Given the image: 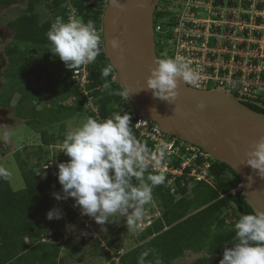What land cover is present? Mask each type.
I'll return each instance as SVG.
<instances>
[{"label":"trees","instance_id":"1","mask_svg":"<svg viewBox=\"0 0 264 264\" xmlns=\"http://www.w3.org/2000/svg\"><path fill=\"white\" fill-rule=\"evenodd\" d=\"M14 1L0 0V10ZM106 1L25 0L26 5L21 13L7 23L13 35L11 42L3 49V55L0 54V106H10L16 97L15 116L23 118L28 126L39 133L41 143L29 151L23 148L24 158L19 151L14 154L23 179V189L14 191L7 178H0V264L60 263L63 242L59 239L64 231L63 222L73 221L75 215L65 200H56L52 195L61 192L56 176L58 168L54 170L50 166L42 175H38L36 170L42 169L43 164L50 160L62 163L69 159L60 151L65 135L64 122L68 118L80 112L93 116L84 109L85 96L71 80L70 73L53 82L49 78H42L48 73L47 66H65L59 57L49 51L46 33L57 16L66 17L68 4L75 8L80 20H93L97 28L102 25ZM165 1L159 0L154 21L166 17L169 21L164 24L168 26L172 25L175 14H165L169 3ZM40 4H44L51 13L49 19L40 20L36 11ZM156 41L160 44V41ZM100 47L101 53L95 63L88 64L90 83L87 89L96 98L100 116L107 118L130 103L116 94L123 88L117 80H111L114 69L109 77L101 76L103 68L109 64L102 36ZM30 77H34L37 85H30ZM42 79L43 83L39 84ZM105 83L109 85L108 90L104 89ZM7 90L10 92L5 96ZM24 92L26 96H23ZM70 98L74 102L65 103ZM242 98L248 108L264 114L263 96ZM23 103H28L25 110L21 106ZM39 104L43 107L37 109ZM56 124L57 131L48 132L47 128ZM52 145L58 148L55 153L48 148ZM210 174L212 184L197 182L190 187H182L175 182V194H171L164 184L154 187L152 196L161 214L137 235L136 246L121 254V238L116 236L104 240V245L112 247L114 256L119 257L117 264H137L140 253L149 248L155 250L154 255H158L163 264H171L186 251L203 254L190 264H219L224 249L232 246L235 235L232 226L241 215L253 210L241 191L232 193L240 181L229 166L213 161ZM52 208L61 211L60 219L46 218V213ZM229 213L233 215V220H228ZM46 229H50L52 240L42 242L40 239L46 237ZM24 236L32 238V242L27 244ZM85 240L83 237L81 240L70 238L64 243V253L72 257ZM94 242L95 246H100L99 242ZM148 259H152V256Z\"/></svg>","mask_w":264,"mask_h":264},{"label":"clouds","instance_id":"2","mask_svg":"<svg viewBox=\"0 0 264 264\" xmlns=\"http://www.w3.org/2000/svg\"><path fill=\"white\" fill-rule=\"evenodd\" d=\"M110 2L117 9L123 8L120 0ZM46 36L49 51L69 69L93 64L101 53V36L93 20L70 18L65 21L57 16ZM108 43L114 50L120 47L116 38ZM112 71L113 66L108 64L101 76L107 78ZM178 78L192 84L199 79V73L182 56L158 58L155 67L149 69L146 88L140 90H151L153 97L169 102L178 95ZM104 89H109L107 83ZM116 94L126 100L130 95L126 87ZM204 107L203 102L197 104L199 109ZM132 124L129 113H113L105 119L88 117L68 131L60 151L69 159L58 164L56 173L61 192L52 195L56 200L73 198V207H78L81 215L93 218L99 225L118 222L123 217L127 230L135 233L138 222L144 217L145 205L152 202L153 188L166 182L164 173L150 169L162 165L171 145L162 142L153 152L137 140ZM11 135L9 130H0V142L7 143ZM244 164L250 166L256 176L264 178V136L245 153ZM8 175L7 170L0 168V178ZM248 179L251 183L252 177ZM61 215L58 208H52L46 218L60 219ZM232 230L235 233L232 246L224 249L219 264H264V212L241 215ZM71 239L80 240L73 236ZM64 247L65 244L61 246L63 252ZM154 251L151 248L142 251L137 264H163ZM150 255L152 259H148Z\"/></svg>","mask_w":264,"mask_h":264},{"label":"built area","instance_id":"3","mask_svg":"<svg viewBox=\"0 0 264 264\" xmlns=\"http://www.w3.org/2000/svg\"><path fill=\"white\" fill-rule=\"evenodd\" d=\"M106 3L107 1L105 6ZM178 3L183 7V11L175 15L172 25L165 26L164 22L168 23L169 19L164 17L154 21L153 28L155 37L156 34L163 38L171 34L168 43L174 44L173 57L182 56L199 73V79L187 85L199 90L218 86L232 92L262 94L264 0H179ZM202 7L206 9L202 11L206 12L208 17L202 18L197 15ZM67 9L65 21L77 16L72 5H68ZM96 30L98 34L102 33V25ZM70 77L85 96L83 107L87 113L97 119H105L99 114L96 98L90 95L87 89L90 83L88 65L72 69ZM111 80H117L116 73L112 75ZM117 113L130 114L137 140L146 144L153 152L162 142L171 145V151L166 155L162 165L150 169L165 174L164 187L171 194L176 192L175 182L182 187H190L197 182L212 184L210 167L215 160L206 151L163 132L156 122L139 117L131 104L124 106ZM57 163L50 160L42 166V170L45 171L50 166L56 170ZM240 190L239 183L232 193ZM65 201L75 216L73 221L63 222L64 231L59 240L64 244L73 236L80 240L83 237L89 241H100L101 234L97 233L98 224L93 218L81 215L79 208L73 207V198ZM153 201L156 202L152 199ZM160 214L156 204L145 205L144 217L137 224V227L141 228L139 232L150 226ZM50 240L51 231L46 229V237H42L40 241ZM103 246L106 248L104 242ZM62 253L64 252L61 251L60 257ZM118 261L119 257L113 255L108 264H117Z\"/></svg>","mask_w":264,"mask_h":264},{"label":"water","instance_id":"4","mask_svg":"<svg viewBox=\"0 0 264 264\" xmlns=\"http://www.w3.org/2000/svg\"><path fill=\"white\" fill-rule=\"evenodd\" d=\"M122 9L110 0L103 9L102 38L105 56L117 82L129 91V102L139 117L156 122L165 133L194 144L215 161L229 166L241 184V194L253 212H264V178L244 164L245 153L264 136V114L248 108L242 97L262 94L232 92L216 86L199 90L177 79V93L169 102L153 97L146 88L149 69L155 67L154 12L159 0H120ZM116 38L120 47L108 43ZM238 95V96H236ZM203 102V109L197 104ZM252 182L249 183V177Z\"/></svg>","mask_w":264,"mask_h":264},{"label":"rangeland","instance_id":"5","mask_svg":"<svg viewBox=\"0 0 264 264\" xmlns=\"http://www.w3.org/2000/svg\"><path fill=\"white\" fill-rule=\"evenodd\" d=\"M179 0H167L165 2H169L168 4V11L165 13L166 15L169 14V12H173L175 15L181 14L183 11V7L178 3ZM183 3V2H182ZM107 4V3H106ZM165 4V3H162ZM26 3L25 0H15L11 4H7L3 9L0 10V54L3 55V49L4 47L9 44L12 40L13 32L10 30V28L7 26V23L14 19L18 14L21 13L22 9L25 7ZM206 10L203 7L198 10L199 17L205 18L206 12L202 11ZM39 18L41 21L49 19L51 16V13L49 10L45 7L44 4H40L37 6L36 9ZM74 19L80 20L79 16H76ZM167 32V30L165 31ZM100 36H102V33H99ZM156 40L160 41L159 46V55L161 58H169L173 57L174 53V44L168 43L170 36H161L160 34H156L155 37ZM6 62V60H5ZM42 64V63H41ZM43 66H41V69ZM48 73L43 76L42 78L48 79L50 81H54L60 77H63L65 74H71V70L67 68L66 66L60 65L59 67L55 66H47ZM43 79L40 80L38 83L42 84ZM34 77H30L29 83L31 86L37 85L35 83ZM9 90L5 93V96H8ZM26 96V92L23 93V96ZM72 98V97H71ZM69 99L65 101V103L70 104L71 101L74 102V100ZM17 98H13L11 105L7 107L0 106V130H9L12 135L10 140L7 143L0 142V168H3L7 170L9 175L7 176L10 186L13 190H20L24 187L23 179L21 176V173L18 168V161L15 158L14 154L19 151L21 157H25V151L22 149L25 148L27 151L36 148L38 144L41 143L39 133H37L34 129H32L30 126H28L23 118H19L15 116V109H14V103L16 102ZM28 105V103H23L22 109L25 110V107ZM43 107V105L39 104L37 105V109H40ZM89 116L84 113H76L72 117L68 118L64 124H65V134L68 131H71L75 127L79 126V124ZM37 121V120H36ZM37 123V122H36ZM38 125V124H36ZM57 124L54 126H51L47 128L48 132H56L57 131ZM53 146V145H52ZM58 146V145H57ZM48 148L51 149L52 153H55L54 151L58 149L57 147L49 146ZM33 162L35 159L32 160ZM59 162L57 165H55V168H58ZM44 165V164H43ZM38 174H42L43 170L37 169L36 170ZM192 185V184H191ZM156 204L157 209H160L157 202H151L150 204ZM234 217L231 213L228 214V220H233ZM141 228L137 227V231L135 233L129 232L127 230L126 222L123 217L119 219L118 222H109L105 223L104 225H97V233L101 234V240L97 241L100 243L97 246H95L94 241L85 240L83 245L80 247L79 251L76 252L72 257H69L66 253H62L60 257V263L59 264H108L111 257L115 254V251L112 247H104L103 242L105 239L109 237H119L121 238L122 246L119 252L122 254L125 251L133 248L136 246L137 241V235L140 233ZM74 240V239H72ZM110 254V258H108V254ZM202 253H195L192 251H186L184 255L176 260H174L171 264H190L192 261H194L196 258L202 256Z\"/></svg>","mask_w":264,"mask_h":264},{"label":"crops","instance_id":"6","mask_svg":"<svg viewBox=\"0 0 264 264\" xmlns=\"http://www.w3.org/2000/svg\"><path fill=\"white\" fill-rule=\"evenodd\" d=\"M42 170V169H41ZM44 171V170H43ZM42 174H44V172L42 173ZM42 174H40V175H42ZM39 175V174H38ZM8 179V178H7ZM8 182H9V180H8ZM10 184V183H9ZM12 188V187H11ZM24 188V187H23ZM22 188V189H23ZM21 190V189H20ZM14 191H19V190H14ZM24 241L28 244V243H30V242H32V238H29V236H24ZM1 240V239H0ZM33 241H35V240H33Z\"/></svg>","mask_w":264,"mask_h":264},{"label":"flooded vegetation","instance_id":"7","mask_svg":"<svg viewBox=\"0 0 264 264\" xmlns=\"http://www.w3.org/2000/svg\"><path fill=\"white\" fill-rule=\"evenodd\" d=\"M159 44H157V41H156V53H157V59L158 58H161L160 55H159Z\"/></svg>","mask_w":264,"mask_h":264}]
</instances>
